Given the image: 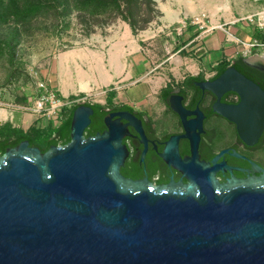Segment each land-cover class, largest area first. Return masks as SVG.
I'll return each instance as SVG.
<instances>
[{"label": "water", "instance_id": "obj_1", "mask_svg": "<svg viewBox=\"0 0 264 264\" xmlns=\"http://www.w3.org/2000/svg\"><path fill=\"white\" fill-rule=\"evenodd\" d=\"M197 85L218 97L235 91L236 105L217 100L213 110L255 142L264 127L259 84L228 66ZM171 106L184 118L178 99ZM192 113L185 129L201 130L202 113ZM92 114L83 103L73 110L65 144L42 152L22 140L0 155V264H264V173L254 185H223L215 166L175 157L185 185L126 178L127 131L112 117L130 114L109 112L106 129L85 136Z\"/></svg>", "mask_w": 264, "mask_h": 264}, {"label": "flooded vegetation", "instance_id": "obj_2", "mask_svg": "<svg viewBox=\"0 0 264 264\" xmlns=\"http://www.w3.org/2000/svg\"><path fill=\"white\" fill-rule=\"evenodd\" d=\"M246 62L254 68L252 73L264 81V63L248 58ZM215 64L217 61L211 63V67ZM201 73L198 71L191 75ZM219 74L216 69H211L207 75L186 82L185 78L190 75L187 72L179 80L165 82L154 94L134 104L118 102L101 109L100 124L95 134L106 129L104 118L107 113L130 114L131 119L112 117V120L119 118L127 131L122 139L127 155L119 169L124 177L144 180L153 186H166L171 182L185 185L190 180L173 163L172 158L176 157L179 160L194 158L209 164L208 167L215 166L214 176L223 185H254L259 182L264 173V127L255 142H244L235 123L213 110L217 100L220 104L236 105L240 101L239 95L228 90L218 97L197 85V82L213 80ZM176 99L179 108L185 112L184 118L171 106ZM196 109L202 113L198 119L202 129L188 126L187 131L184 122L195 120L196 114L192 112ZM192 133L197 135L196 144Z\"/></svg>", "mask_w": 264, "mask_h": 264}, {"label": "rangeland", "instance_id": "obj_3", "mask_svg": "<svg viewBox=\"0 0 264 264\" xmlns=\"http://www.w3.org/2000/svg\"><path fill=\"white\" fill-rule=\"evenodd\" d=\"M155 2L160 15L157 20L152 21L146 29L137 33H140L139 38H143L142 48L144 54L147 55L149 59L148 79L151 82L150 94H154L155 90H157V88L167 79L170 81L179 80L187 72L184 65H178V67H180L178 74L174 76L170 71L171 65L169 63H161L165 58L173 56L175 53L181 54V57H190L189 62L194 64L195 67L188 69V71L197 70L196 72L200 71L204 75H207L211 71V64L209 65V63L212 61V63H214V60L220 57L218 51L210 52L209 56L203 58L202 62L199 61L200 58H196L194 49H190L191 44L186 45V48H188V50L186 49L187 51L185 49L177 51L179 47L183 46L188 41L191 33L198 32L196 36L198 40H200L203 38V34L207 32L205 30L214 31L220 29L217 27L218 25H223L224 29L232 26L235 29V36L241 37V39L250 40L253 37L245 36L244 33L248 28H250L253 33L255 27L253 24L248 25L243 18L248 14L264 9V0H155ZM161 10L166 14L164 20ZM196 16L200 19H204V29L199 28L196 24L191 22ZM117 22L125 21L117 19L109 25L95 26L91 32H88L87 23L77 18L74 12L65 18V23H60L57 26L55 25V22L50 20H47L46 22H35L34 24L37 26L45 25L46 27L42 28L38 26V28L33 29L32 33L23 37L20 43L16 46L15 60L21 69L19 75L16 79H13L12 82H6V76L10 71L8 70L7 63L0 61V107L12 110V115L17 116L18 114L19 118L25 116L27 118H32V121L38 119L43 125L49 123L46 118L37 117L30 110L24 109L26 104L18 102V98H20L21 95L24 93L29 95L34 89L27 68L33 67L38 71V76L45 79L43 70L45 67H49L51 60L58 51L77 44L90 43L92 41V36L102 35L106 31V28L111 27ZM125 23L128 24L127 22ZM125 23L120 24L123 26L129 25H125ZM243 25H246V27ZM257 32H259V30ZM122 36H124L123 38H126L124 34ZM234 44L239 46L236 42ZM134 46H137V44L134 43ZM116 47H122V42L116 43ZM240 48L241 46H239V49ZM261 51L263 50H252L251 56H247V58L264 63V57L260 54ZM98 52L99 50L97 53ZM128 55L129 53L126 54V61L131 60L134 62V56L132 57ZM114 59L117 64H121V58L115 57ZM187 59L188 58L184 60ZM95 61L97 64L98 58ZM143 69V64L137 66V73ZM116 77L117 76H113V80H111L108 85H115ZM108 85H105V88H108ZM126 86L127 84L124 85V87ZM60 95L66 96L67 93L63 91ZM106 95L107 93L105 92H99L84 97L76 95L75 98H82L85 101L105 103ZM64 99L66 100V98ZM67 100L72 99L68 97ZM113 100L114 103H118L117 98H114ZM32 121H24L23 124L26 127L28 124H31ZM14 122L15 124H22L19 119L17 122Z\"/></svg>", "mask_w": 264, "mask_h": 264}, {"label": "trees", "instance_id": "obj_4", "mask_svg": "<svg viewBox=\"0 0 264 264\" xmlns=\"http://www.w3.org/2000/svg\"><path fill=\"white\" fill-rule=\"evenodd\" d=\"M73 12L77 18L87 23L88 32L93 31L95 26L109 25L117 19H121L129 24L134 35L146 29L160 15L155 0H0V61L7 63L10 71L6 76V82H12L19 75L21 67L15 60V52L21 39L30 35L33 29L38 26L46 27L45 25L37 26L34 23L50 20L57 26L60 23H65V18ZM257 31L254 30L253 36L264 40V34ZM197 34L198 32L191 33L188 41L196 37ZM246 58L242 55H237L233 59L222 57L211 69H216L219 74L228 66H233L264 89V81L252 73L254 68L247 64ZM202 76V73L199 75L190 74L184 81L193 82ZM75 96H69V98L74 99ZM77 96L83 95L78 94ZM114 97L115 92L110 90L107 92L105 103L83 102V104L90 105L94 111L91 124L84 130L85 136L95 134L100 124L101 109L114 105ZM18 102L27 104L28 95L26 93L21 95ZM80 104L74 103L65 108L57 125L51 123L43 125L38 119L33 120L26 128L14 126L9 121L1 123L0 155L8 147L16 146L22 140H28L29 145L39 147L42 152L51 145L67 143L70 139L72 112Z\"/></svg>", "mask_w": 264, "mask_h": 264}, {"label": "crops", "instance_id": "obj_5", "mask_svg": "<svg viewBox=\"0 0 264 264\" xmlns=\"http://www.w3.org/2000/svg\"><path fill=\"white\" fill-rule=\"evenodd\" d=\"M161 12L164 20L166 14H164L163 10H161ZM120 23L123 24L125 22L114 23L111 27L106 28V31L102 35L92 36V41L90 43L77 44L62 49L54 55L49 67H45L43 73L47 82L57 90L59 96L63 98L78 94L88 96L99 92L107 93L112 90L115 92L114 98H117V102L134 104L151 95L149 93L151 82L148 79L149 59L147 55L144 54L142 48L143 38H139L140 33L134 35L128 24L125 23V25L128 26H123ZM243 26L246 27V25ZM205 31L207 32L203 34V38L198 40L196 36L179 47L177 51L181 49L188 50L186 45L191 44L190 49H194L196 58H200L199 61L201 62L203 58H207L212 51H218L220 53V57L214 61L222 57L233 59L239 55V46L235 45V42L232 40V35L235 36V29L232 26H229L227 29L223 28L214 31ZM123 34L126 38H123ZM244 35L254 37L250 28L245 31ZM120 42H122V47H116V43ZM134 43H136L137 46H134ZM98 50L99 52L97 53ZM128 53V56H134V62L131 60L126 61V54ZM260 54L264 57V50L261 51ZM115 57L121 58V64L116 63ZM97 58L98 62L96 64L95 60H97ZM186 58L188 59L184 60ZM189 60L190 57H181V54L175 53V55L173 54V56L165 58L161 63H169L171 65L170 71L174 76L178 74L180 68L178 65H184L188 73L195 74L197 70L188 71V69L195 67ZM211 63H209V65ZM141 64H143L144 69L137 73V66ZM113 76H117L115 78V85H108L109 82L113 80ZM168 80L169 79L165 82H168ZM165 82H163V84ZM125 84H127L126 87H124ZM105 85L109 87L105 88ZM63 91L67 93L66 96L60 95ZM11 111L12 110L0 107V124L9 121L12 125L22 128H26L30 125L28 124L25 127L23 123L24 121H32V118H27L25 116L19 118L18 114V117L13 116ZM18 119L22 124H15L14 121L17 122Z\"/></svg>", "mask_w": 264, "mask_h": 264}, {"label": "built area", "instance_id": "obj_6", "mask_svg": "<svg viewBox=\"0 0 264 264\" xmlns=\"http://www.w3.org/2000/svg\"><path fill=\"white\" fill-rule=\"evenodd\" d=\"M243 20L249 25L253 24L254 27L264 34V9L246 15ZM191 22L196 24L199 28L204 29V19H200L198 16L194 17ZM220 29H223V25H218ZM232 35V34H231ZM233 36V40L241 46L238 51L239 55L249 57L252 50L261 49L264 50V40L253 37L250 40H243L238 36ZM28 74L34 85L33 91L28 95V103L24 106V109L30 110L37 117H44L49 123L57 125L60 121L62 111L70 107L74 103H83L85 100L82 98H74L72 100H66L59 96L57 90L52 87L47 80L38 76V71L33 67L27 68ZM84 97V96H83Z\"/></svg>", "mask_w": 264, "mask_h": 264}]
</instances>
